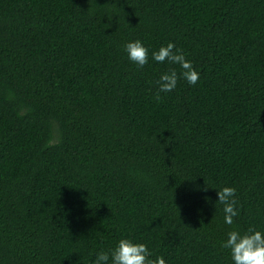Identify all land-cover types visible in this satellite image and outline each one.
<instances>
[{
  "label": "trees",
  "instance_id": "16d2710c",
  "mask_svg": "<svg viewBox=\"0 0 264 264\" xmlns=\"http://www.w3.org/2000/svg\"><path fill=\"white\" fill-rule=\"evenodd\" d=\"M173 42L200 72L123 45ZM237 189L223 223L216 190ZM264 230V0H0V264H91L123 236L167 264H230Z\"/></svg>",
  "mask_w": 264,
  "mask_h": 264
},
{
  "label": "clouds",
  "instance_id": "9594fccd",
  "mask_svg": "<svg viewBox=\"0 0 264 264\" xmlns=\"http://www.w3.org/2000/svg\"><path fill=\"white\" fill-rule=\"evenodd\" d=\"M149 52L140 39L127 41L123 45L126 59L137 68L143 69L150 59L158 65L174 66L161 72L155 81L157 100L161 99V93L173 92L180 81L189 86L197 85L200 72L175 43L168 42L152 50L150 55ZM215 192L218 197L216 204L222 206L223 223L233 226L240 215L237 189L225 185ZM221 248L227 250L230 264H264V230L251 226L246 229L233 227L221 241ZM91 264H167V260L163 255H154L148 243L123 236L109 249L97 251Z\"/></svg>",
  "mask_w": 264,
  "mask_h": 264
}]
</instances>
